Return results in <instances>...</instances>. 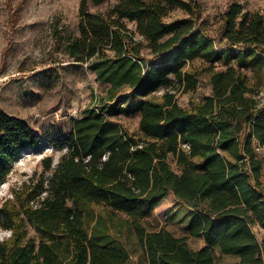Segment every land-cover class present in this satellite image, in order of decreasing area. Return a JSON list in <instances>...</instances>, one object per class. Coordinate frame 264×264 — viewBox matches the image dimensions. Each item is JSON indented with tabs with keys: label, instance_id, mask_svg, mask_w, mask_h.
<instances>
[{
	"label": "trees",
	"instance_id": "1",
	"mask_svg": "<svg viewBox=\"0 0 264 264\" xmlns=\"http://www.w3.org/2000/svg\"><path fill=\"white\" fill-rule=\"evenodd\" d=\"M175 10L187 17L167 21ZM78 17L63 54L107 86L102 104L128 91L138 132L95 111L73 120L53 145L64 150L59 160L43 158L41 174L0 206L9 232L0 264H127L124 232L148 264H217L216 252L264 264V240L253 231L264 232V101L255 89L264 88V16L231 0L216 35L199 21L197 0H81ZM194 60L202 69L185 71ZM201 76L211 94L181 107L177 94L195 91ZM41 146L0 108V186L24 151ZM170 194L193 210L182 236L147 225ZM93 205L126 219L116 227L99 216L88 230ZM190 239L203 246L192 249Z\"/></svg>",
	"mask_w": 264,
	"mask_h": 264
},
{
	"label": "rangeland",
	"instance_id": "2",
	"mask_svg": "<svg viewBox=\"0 0 264 264\" xmlns=\"http://www.w3.org/2000/svg\"><path fill=\"white\" fill-rule=\"evenodd\" d=\"M80 1L0 0V108L23 120L42 139L39 149L24 151L14 163L0 186V206L6 200L13 201L14 190L41 174L43 158L51 157L54 164L59 160L64 150L54 149L53 145H59L70 132L72 121L87 111L99 112L130 132H138L139 118L128 105V91L124 90L113 102L102 104L107 96V86L98 81L88 65L71 62L62 52L69 37L77 35ZM230 1L197 0L199 21L205 23L209 34H217L222 14ZM236 1L244 11L259 12L264 16V0ZM185 17L187 15L181 10H175L167 21ZM202 66L201 60L188 61L184 70L200 71ZM218 68L224 67L219 64ZM247 75L251 83H257V74L247 72ZM255 89L256 97L263 102L264 88L260 85ZM162 93V90L158 91L155 97ZM210 94L207 77L201 76L198 88L187 93L179 92L177 102L181 107H188L191 101H199ZM171 166L175 168L174 163ZM89 210L88 230L99 216L116 227L126 219L120 214L111 215L99 206H90ZM192 215V209L170 194L153 210L147 225L153 230L166 229L175 236H182ZM25 229L27 238L37 240L38 233L31 226L26 224ZM253 231L259 241L264 240L260 228L254 227ZM8 237L9 232L0 228V241ZM123 239L130 251L127 264H148L136 239L125 232ZM188 244L197 250L203 246V241L190 239ZM216 262L233 264L236 259L216 252Z\"/></svg>",
	"mask_w": 264,
	"mask_h": 264
}]
</instances>
